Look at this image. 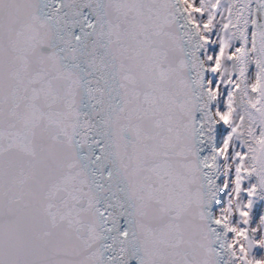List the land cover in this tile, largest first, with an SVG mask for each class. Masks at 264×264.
Wrapping results in <instances>:
<instances>
[{
  "label": "snow or ice",
  "instance_id": "snow-or-ice-1",
  "mask_svg": "<svg viewBox=\"0 0 264 264\" xmlns=\"http://www.w3.org/2000/svg\"><path fill=\"white\" fill-rule=\"evenodd\" d=\"M0 264H264V0H0Z\"/></svg>",
  "mask_w": 264,
  "mask_h": 264
}]
</instances>
